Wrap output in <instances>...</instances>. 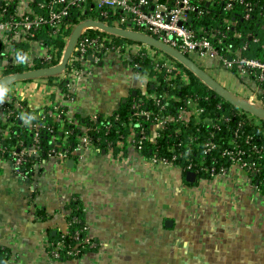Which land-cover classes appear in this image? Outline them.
I'll use <instances>...</instances> for the list:
<instances>
[{
	"label": "crops",
	"instance_id": "1",
	"mask_svg": "<svg viewBox=\"0 0 264 264\" xmlns=\"http://www.w3.org/2000/svg\"><path fill=\"white\" fill-rule=\"evenodd\" d=\"M106 59L123 69L118 65L122 71L107 90L106 104L95 105L87 92L99 97ZM82 67L89 75L72 100L60 98L77 119L110 114L141 87L117 55L97 62L87 57ZM223 80L226 89L240 95L239 80L230 73ZM29 84L35 86L23 92L24 100L42 107L47 97L38 92L39 82ZM73 156L63 166L46 159L29 179L0 159V264H264V195L238 168L187 181L186 174L151 169L132 148L124 149L120 160L105 150ZM76 199L96 247L77 259L55 261L48 255L49 243L65 229L68 205Z\"/></svg>",
	"mask_w": 264,
	"mask_h": 264
},
{
	"label": "built area",
	"instance_id": "2",
	"mask_svg": "<svg viewBox=\"0 0 264 264\" xmlns=\"http://www.w3.org/2000/svg\"><path fill=\"white\" fill-rule=\"evenodd\" d=\"M203 1L210 2L211 0ZM34 2L35 0L22 5L17 4L14 14L8 18H4L2 14L4 10L0 11V78L4 76L1 73L2 69L16 66L24 60L29 63L33 60L56 62L42 67L58 64L72 29L84 20H96L87 14L88 11L93 9L102 17H107V12L111 11L116 17L110 24L104 23L151 35L188 57L191 54L196 58L212 60L206 68L202 67L207 73L213 78H215L213 74L216 71L223 70L230 73L243 86L240 95H235L264 109V89L260 87V83L264 80V59L248 57L243 54V49L227 48L226 53L228 54L224 55L218 51L208 37L197 36L195 31L184 25L188 21V13L196 9L190 0H176L173 6L155 0H47L37 2L39 11L33 9L32 3ZM71 7L79 13V16L76 22L65 23L63 20L69 16ZM228 7L229 5H226V8ZM225 23L228 26L232 25L230 21H225ZM42 25L48 26L50 35L63 43L62 49L53 45H45L40 40L34 39V30ZM88 30L94 31V34H86ZM115 38L120 40L115 41ZM21 44L28 46L26 53L19 51L18 45ZM106 54L117 55L124 62L130 61L133 56L141 55L150 61L155 72L165 71L166 86L169 87V90L160 96L148 92L147 83L156 81V76L149 74L150 68L145 73H138L133 71L135 64L129 66L133 74L141 80V87L137 88V91L144 99L152 100L157 109L141 108L143 100L135 102V110L130 119L127 122H120V126L125 129L124 132L116 128V139L114 141L105 140L106 155L120 160L124 149L132 148L140 154L151 169H164L178 173L193 172L192 169L198 165L201 170L208 172L212 177L225 174L227 170L225 163H228L241 170L246 175L250 186L264 195L262 193L264 189V145L252 143L250 137L239 142L237 133L232 135L225 144L215 142L212 132L208 138L201 139L196 134V132L200 133L201 125L217 130L219 124L203 113L204 108L195 98H186L184 104L179 106L175 113L164 111L166 101H179L173 92L176 87L173 80L178 78L179 81L186 83L188 75L184 70L166 54L153 47L125 41L95 27L85 30L79 36L65 68L59 74L51 79L47 77L30 79L32 83L39 82L41 89L39 88L38 92L43 91L44 96L47 97L42 107H30L24 100L22 94L30 89L29 83L18 88L14 82L12 87H9L12 85L10 84L0 90V136L9 138L14 122L17 120L24 121L31 135V144L28 147H22L21 141H16L11 146L9 157H5L2 154L4 149L0 148V159L9 160L16 172L27 178V173L21 166L25 161H29L28 158H31V177L35 178L38 167L46 159H56L63 164L69 159L64 147L71 129H78L80 132L76 138L73 155L77 154L81 158L89 149L99 151V138H93L89 133L91 127L82 125L72 111L61 109L60 98L68 101L72 98L63 93L59 84H64L74 95L80 83L89 75L88 71L82 67L86 57H91L94 62H97ZM31 69L35 68L27 70ZM244 115L249 124L259 126L263 122L250 113L245 112ZM99 117L105 120L104 128L107 132L111 129L109 120L117 119V115L112 112L93 115L88 120L96 122ZM47 120L55 123L57 131L62 132L61 138H52V142L59 143L62 147L48 152L47 157L43 159L40 157L39 131H50ZM221 120L225 121L227 117L221 116ZM170 136H173L177 142L172 141L165 145L164 149L168 155H161L159 150L163 149L162 141H166V138ZM261 137L264 139V130L261 131ZM146 143L154 148L149 156L142 153ZM188 149H195L200 153L197 161L190 157ZM212 153H217V155L211 156ZM207 157H210L211 165L206 164ZM219 161L221 163L218 165L213 164ZM79 223L80 219L77 217L66 220L65 229L58 232L59 238L49 243L48 255L53 260L77 259L81 257L82 249L96 247V243L88 237L86 224L81 228L71 230V225ZM64 238H69V242L66 243Z\"/></svg>",
	"mask_w": 264,
	"mask_h": 264
},
{
	"label": "trees",
	"instance_id": "3",
	"mask_svg": "<svg viewBox=\"0 0 264 264\" xmlns=\"http://www.w3.org/2000/svg\"><path fill=\"white\" fill-rule=\"evenodd\" d=\"M47 0H35L32 3L33 9L39 11L37 2H45ZM136 1V0H131ZM167 4L168 6H173L176 0H155ZM190 3L196 7L194 11L188 13V21L184 24L189 29H192L196 32L197 36L203 35L206 36L212 41V43L218 48L220 53L227 55L226 49H243V54L256 58L264 59V0H211L206 2L203 0H190ZM226 5H229L226 8ZM17 6V0H9L7 2L0 1V11L4 10L2 13L4 18H8L14 14V11ZM91 18L96 20L106 22L108 24L116 17L111 11L107 12V17H102L99 12H95L93 9L87 13ZM77 16L79 13L74 9L70 8L69 16L63 20L65 23H74L76 22ZM83 17V16H82ZM225 21L232 22V25H226ZM199 30V31H197ZM86 34L93 35L94 31L88 30ZM34 39L40 40L45 45H53L58 49L63 48V43L59 40H56L50 35L48 26L42 25L41 27L34 30ZM116 40H120L115 38ZM127 41V40H125ZM132 42V41H128ZM244 47V48H243ZM20 52H27L28 46L26 44L18 45ZM169 57L168 55H166ZM87 58V57H86ZM173 60L179 67H181L184 72L188 75V81L186 83L179 81L178 78H175L173 81L176 85L174 93L179 98V101L169 100L165 102L164 111L166 113H175L176 109L179 106L184 104L186 98L192 97L204 108L206 116L214 119L219 124L217 130H212L207 126L201 125L199 127L200 133L196 132L201 139H206L210 136V133H213V140L225 144L227 140L237 133L238 141H243L244 138L250 137L252 143L264 145V139L261 137V131L264 130V122H261V125L256 126L249 124L245 120L244 111L239 110L234 107L207 86H205L199 79H197L191 72L184 68L181 64ZM56 62H41L38 60H33L31 63L28 61H21L16 66H8L2 69V75L14 74L27 70L29 68H39L42 66H49L50 64H55ZM128 66L135 64L136 67L133 71L138 73H145L148 68H150L149 74L156 76V81L147 83V90L150 93H156L157 95H162L163 92L169 90V87L166 86L165 80V71L158 73L153 70L152 64L148 59L140 56L131 57L130 61L125 62ZM54 76L47 77L48 79L53 78ZM63 93L67 94L68 97H73V93L69 92L64 84H59ZM260 87L264 89V80L260 83ZM70 95V96H69ZM143 100V105L141 108L146 109H157L153 104L152 100H146L139 93L135 91V94L130 93L124 102H120L117 109L114 111V114L117 115V119H110L111 129L107 132L104 128L105 120L102 117H99L96 122H90L88 119L78 118L79 122L82 125L91 127L89 133L93 138H99L98 146L99 151H103L106 148L105 140L116 139L115 129L120 128L121 132H124V127L120 126V122H127L132 113L134 112V103ZM62 110L67 109L65 105L61 106ZM227 117V120L220 121V117ZM103 120V121H102ZM48 128L47 130L39 131V148H40V157L45 159L48 152L56 151L62 146L58 143L52 142L53 137L61 138L62 132L57 131L56 124L47 120ZM12 134L9 138H2L0 136V148L4 149L3 155L9 157L11 152V146L15 144L16 141L20 140L22 147H28L31 144V135L27 131V127L22 120H17L14 122L12 127ZM107 132V133H106ZM78 129H71L70 134L67 136V144L64 147L67 151L69 159H73V149L76 145V138L79 135ZM177 142L173 136L166 138V141L163 140V149L159 150L161 155H168L167 151L164 149L165 145L170 142ZM97 144V143H96ZM154 148L148 143L143 147L142 153L149 156L153 152ZM1 151V150H0ZM190 157L197 161L199 152L195 149L187 150ZM1 153V152H0ZM217 153H212L211 156H216ZM210 157L206 158V164L211 165ZM29 161H25L21 168L27 173V178L31 177L30 163L31 158H28ZM198 163V162H197ZM221 161L213 162V164L218 165ZM226 173L232 167L228 163H225ZM192 171L196 175V179H209L213 178L208 172L201 170L198 165H196ZM182 175L186 174V171L181 172ZM264 194V189H262ZM68 215L66 220H70L72 217H77L80 219L79 224L71 225V230L76 228H81L84 226L85 220L83 219V211L80 206V202L76 199L73 200L68 205ZM85 235V233L83 234ZM59 238V233L53 238L52 241ZM65 242H69V238H64ZM94 248H85L82 249L81 256L85 253L92 251ZM65 258H62V261Z\"/></svg>",
	"mask_w": 264,
	"mask_h": 264
},
{
	"label": "water",
	"instance_id": "4",
	"mask_svg": "<svg viewBox=\"0 0 264 264\" xmlns=\"http://www.w3.org/2000/svg\"><path fill=\"white\" fill-rule=\"evenodd\" d=\"M98 28L106 33H109L113 36L119 37L121 39L132 41L136 43H142L153 47L164 54L168 55L176 62L181 64L184 68H186L189 72H191L199 81H201L205 86H207L210 90H212L219 97L233 105L234 107L250 113L261 121L264 122V109L249 103L248 101L239 98L237 95L231 93L228 89L222 86L215 78H213L209 73H207L202 67H200L194 60L185 55L184 53L178 51L177 49L167 45L166 43L161 42L155 37L144 34L138 31L116 27L113 25H108L99 20L87 19L80 23H78L71 31L69 40L64 49L62 58L60 62L56 65L50 67H40L27 71H21L14 74H7L0 78V90L4 87L17 82V81H25L36 78H45L50 76H55L59 74L66 66L67 60L73 51V48L79 38V36L89 28ZM90 58V57H88ZM135 94V91H132V95ZM125 99H123L124 102ZM71 163L72 160L68 159ZM187 181H194L195 173L194 172H186Z\"/></svg>",
	"mask_w": 264,
	"mask_h": 264
},
{
	"label": "rangeland",
	"instance_id": "5",
	"mask_svg": "<svg viewBox=\"0 0 264 264\" xmlns=\"http://www.w3.org/2000/svg\"><path fill=\"white\" fill-rule=\"evenodd\" d=\"M4 48V47H3ZM111 55V54H110ZM189 57L192 59V60H194L200 67H203V68H206L209 64H210V62L212 61V60H210V59H208V58H206V59H202V58H196L195 56H193V55H189ZM108 58H113L112 56H108ZM104 66H103V72H104V79H105V82H104V84L103 85H101V89H99L98 90V95H99V97H94L90 92H87V99L88 98H92L94 101L96 100V103H95V105L97 104V103H100V105H105L106 104V101H107V99H108V97H109V95H110V91H107L108 89H110V87L112 86V87H114L115 86V82L117 81V77L119 76V73L122 71L121 69H120V67L119 66H121V64L120 63H116V64H113V60H108V59H106L105 60V62H104V64H103ZM119 65V66H118ZM122 67V66H121ZM122 69H123V67H122ZM128 71V70H127ZM226 72H224L223 70H221V71H216L213 75L222 83V85H224V87L226 86L227 87V82L228 81H225V80H223V79H225V76H226ZM134 79V77L132 76V80ZM135 81V83H141V80L140 79H138V78H136V79H134ZM107 81V82H106ZM18 82H15V84H17ZM19 83H22L23 85H26V83H32L31 82V80L30 81H24V82H19ZM14 84H12L11 86H9V87H12ZM32 87H34L35 85L34 84H32L31 85ZM30 86V87H31ZM144 92V91H143ZM83 93H84V89H82L81 90V95L79 94L78 96L80 97V96H82L83 95ZM105 97H107V99L105 98ZM97 98H100V99H97ZM103 99V100H102ZM61 165L63 166L64 164L63 163H61ZM160 243H162V245H165L166 243H165V241H163V242H160ZM67 261V260H66Z\"/></svg>",
	"mask_w": 264,
	"mask_h": 264
}]
</instances>
